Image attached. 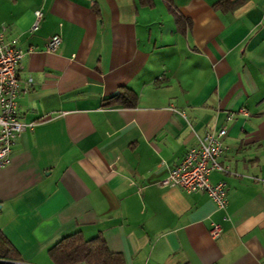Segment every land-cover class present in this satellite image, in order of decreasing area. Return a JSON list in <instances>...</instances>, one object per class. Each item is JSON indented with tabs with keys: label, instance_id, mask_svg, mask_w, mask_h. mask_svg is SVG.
I'll use <instances>...</instances> for the list:
<instances>
[{
	"label": "crops",
	"instance_id": "0c3cea01",
	"mask_svg": "<svg viewBox=\"0 0 264 264\" xmlns=\"http://www.w3.org/2000/svg\"><path fill=\"white\" fill-rule=\"evenodd\" d=\"M0 25L24 51L16 116L34 122L0 166V233L20 262L51 264L79 231L125 264H264V0H0ZM125 89L133 105L109 100ZM220 128L222 208L158 185Z\"/></svg>",
	"mask_w": 264,
	"mask_h": 264
},
{
	"label": "built area",
	"instance_id": "2783aa9c",
	"mask_svg": "<svg viewBox=\"0 0 264 264\" xmlns=\"http://www.w3.org/2000/svg\"><path fill=\"white\" fill-rule=\"evenodd\" d=\"M41 19V10L34 9L29 31L36 30ZM4 34L5 27L0 25V166L9 161L11 147L20 133L25 128H31L34 125V122H22L16 116L17 73L24 51L13 41L7 40ZM60 41L59 34H52L44 44V51L56 50ZM31 51L32 47H28L26 50V52ZM223 135L224 129L220 128L216 132H205L202 137L196 136L195 144L187 148L182 159L168 170L165 177L158 181V185L175 187L186 193L203 191L217 208H222L225 204L224 183H210L208 174L211 170L226 171V167L221 165L218 160L223 150ZM260 183L264 191V179H261ZM221 230L220 223H213L208 229V235L211 238H216L220 235ZM18 264L26 263L19 262Z\"/></svg>",
	"mask_w": 264,
	"mask_h": 264
},
{
	"label": "trees",
	"instance_id": "16d2710c",
	"mask_svg": "<svg viewBox=\"0 0 264 264\" xmlns=\"http://www.w3.org/2000/svg\"><path fill=\"white\" fill-rule=\"evenodd\" d=\"M140 2L148 6L151 5V0H140ZM223 3L225 1H220L214 7L218 8ZM235 4L236 1H233L230 6ZM175 20L178 23L181 21L178 17ZM109 100L131 106L135 103L136 95L125 89ZM46 254L51 264H76L79 262L85 264H125L119 253L108 250L100 233L87 239L83 238L79 231L65 234L46 249ZM19 262V254L0 233V264H18Z\"/></svg>",
	"mask_w": 264,
	"mask_h": 264
}]
</instances>
